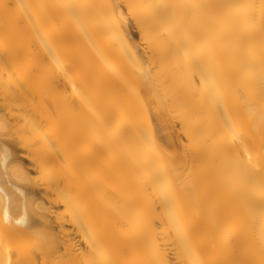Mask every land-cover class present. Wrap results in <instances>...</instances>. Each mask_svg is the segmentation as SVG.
Returning <instances> with one entry per match:
<instances>
[{"label":"bare ground","instance_id":"bare-ground-1","mask_svg":"<svg viewBox=\"0 0 264 264\" xmlns=\"http://www.w3.org/2000/svg\"><path fill=\"white\" fill-rule=\"evenodd\" d=\"M0 264H264V0H0Z\"/></svg>","mask_w":264,"mask_h":264}]
</instances>
